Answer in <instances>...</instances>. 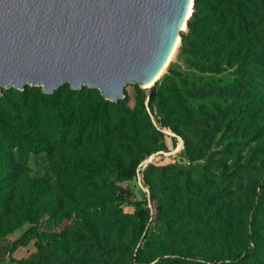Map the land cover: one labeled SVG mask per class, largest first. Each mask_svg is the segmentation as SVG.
<instances>
[{"label":"rangeland","instance_id":"1","mask_svg":"<svg viewBox=\"0 0 264 264\" xmlns=\"http://www.w3.org/2000/svg\"><path fill=\"white\" fill-rule=\"evenodd\" d=\"M181 45L170 65L179 62ZM246 50L264 58V49L248 43ZM65 87L81 91L66 84L61 87L66 94ZM26 89L25 97L17 94ZM97 91L83 98L63 149L50 146L41 154L28 153L17 159L0 138V264H133L132 255L139 248H145L156 262L169 264H229L235 260L264 264V137L250 146H244L243 137L264 124V103L254 119L224 134L220 121L200 122L187 115L183 97H166L165 111L173 112L171 120L178 122L179 134H174L157 108L148 120L142 109L146 94L136 84L126 86L124 98L94 122L95 109L101 98L106 100ZM40 93H44L42 87L4 88L0 116L9 125L32 132L27 108ZM231 135L238 137L239 144L225 151L217 148L215 136L223 143ZM131 150L141 151L137 158L144 160L130 170ZM7 161L13 169L4 165ZM62 161L88 165L95 176L69 190L66 186L72 174L60 170ZM220 162L230 175L220 170ZM203 168L205 176L196 173ZM33 186L35 200L29 209L28 192ZM193 191L220 194L219 204L226 209L220 218L193 202L187 209V192ZM160 198L171 205L168 216L179 217L170 235L155 224ZM98 202L104 203L100 213L91 210L79 216L78 204ZM138 202H144L152 217L136 244L132 227L122 234L111 228L114 221L124 222L133 215ZM63 217L66 220L59 226ZM85 247H92L88 256L83 254Z\"/></svg>","mask_w":264,"mask_h":264},{"label":"trees","instance_id":"2","mask_svg":"<svg viewBox=\"0 0 264 264\" xmlns=\"http://www.w3.org/2000/svg\"><path fill=\"white\" fill-rule=\"evenodd\" d=\"M263 31L264 0H195L188 31L181 35L179 62L170 65L168 74L161 82L158 80L152 88L151 113L157 108L163 123L174 134H179L178 122L171 120L173 112L165 111L166 97H183L187 102L185 108L187 115H194L200 122L218 123L220 121L224 134H227L230 127L254 119V114L261 111L264 103L262 97L264 58L261 59L258 53L253 55L251 51L246 50V45L250 43L252 48L263 50ZM65 88H68V94L64 93L62 88L52 95L40 93L38 100L27 108L30 127L33 130L30 133L9 125L5 118L0 116L2 145L17 159L19 157L22 159L28 153L41 154L50 146L58 149L67 146L77 110L83 106V98L87 96V93L90 95L97 90L86 88L73 91L69 87ZM26 91L27 89L23 92L18 91L17 94L25 97ZM101 100V105L95 109L91 118L94 122L101 116H105L109 107L117 105L103 98ZM142 109L148 120H151L144 102H142ZM192 120L197 121L194 118ZM243 137L246 138L244 146H250L253 142L260 140L264 137V124H260L248 136ZM213 139L216 141L217 148H223V151L239 144L238 137L232 135L223 143H221L222 138L218 139L215 136ZM140 153L141 151L137 150L130 151L128 169L131 170V166H139L144 160L137 158ZM262 153L264 154V150ZM4 165L8 169H13L9 161ZM219 167L224 174L230 175L222 162L219 163ZM59 168L62 172L72 174L71 181L66 186L69 190L78 189L95 176V171L89 169L88 165L80 167L78 164L62 161ZM149 169L162 171L164 168L150 167ZM196 173L206 175L204 168ZM204 185H207L206 181ZM34 187L28 192L29 209H32L35 200ZM262 189L264 191V181ZM187 193V209L193 202L216 219L220 218L222 211L226 210L222 204H219L220 194L201 195L197 191ZM103 206V202L78 204L77 210L80 217H85L91 210L95 214L100 213ZM170 209L171 205L160 198L155 224L165 235H170L171 227L179 219L178 216H168ZM151 217V212L145 207L144 202H138L136 212L128 216L124 222L114 221L111 230L122 234L126 231L125 229L132 227L137 244L142 239ZM65 220V217L61 218L58 225L62 226ZM91 249L92 247H85L83 254L88 256L92 253ZM132 260L133 264H169L156 262L145 248H139L135 256L132 255ZM245 261L235 260L229 264H243Z\"/></svg>","mask_w":264,"mask_h":264},{"label":"water","instance_id":"3","mask_svg":"<svg viewBox=\"0 0 264 264\" xmlns=\"http://www.w3.org/2000/svg\"><path fill=\"white\" fill-rule=\"evenodd\" d=\"M190 4L0 0V96L4 88L42 87L52 94L70 84L118 102L126 86L143 87L166 65L188 29ZM152 88L144 89L150 115Z\"/></svg>","mask_w":264,"mask_h":264},{"label":"bare ground","instance_id":"4","mask_svg":"<svg viewBox=\"0 0 264 264\" xmlns=\"http://www.w3.org/2000/svg\"><path fill=\"white\" fill-rule=\"evenodd\" d=\"M194 12V0H191V4H190V8H189V13H188V17L187 18H191L192 14ZM183 30H187L186 25L183 27ZM181 45V41L180 39H178L170 57L169 60L167 61L166 65L163 67V69L146 85H144L142 88L146 89V88H152L155 83L160 80V78L164 75V73L166 72V70L168 69V67L170 66V64L172 63V61L174 60V58L176 57L178 50L180 48Z\"/></svg>","mask_w":264,"mask_h":264}]
</instances>
